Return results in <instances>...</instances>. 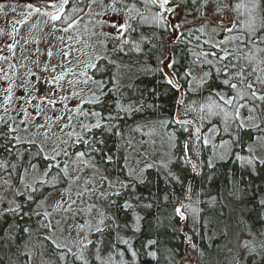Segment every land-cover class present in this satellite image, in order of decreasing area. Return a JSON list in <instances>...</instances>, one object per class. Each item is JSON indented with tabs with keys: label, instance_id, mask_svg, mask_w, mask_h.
Masks as SVG:
<instances>
[{
	"label": "snow or ice",
	"instance_id": "6c2138e0",
	"mask_svg": "<svg viewBox=\"0 0 264 264\" xmlns=\"http://www.w3.org/2000/svg\"><path fill=\"white\" fill-rule=\"evenodd\" d=\"M23 8L0 29V264H264V0ZM34 16L59 47L20 44Z\"/></svg>",
	"mask_w": 264,
	"mask_h": 264
},
{
	"label": "rangeland",
	"instance_id": "374dc122",
	"mask_svg": "<svg viewBox=\"0 0 264 264\" xmlns=\"http://www.w3.org/2000/svg\"><path fill=\"white\" fill-rule=\"evenodd\" d=\"M27 2L28 0H0V3L5 4V9H4L5 12H8V10L14 5L17 6V12L16 13L8 12L7 17H5L2 13H0V29H3L5 32H10L12 27L10 21L18 20L21 18L20 13L26 11V9L23 8V4ZM44 19L45 18L43 17L34 16L27 24L16 25V27L20 29L19 35L16 37V39L20 41L21 45H23L24 38L34 37L40 40L39 47L42 51L46 52L48 48V44L45 43L44 41L49 40L47 33L50 31V28L45 27ZM33 24H37L36 29H32ZM41 28H44L43 32L40 31ZM56 35H59V33H57ZM5 42H10L7 36L0 38V45H3ZM49 43L55 44L57 47L60 46L59 41L56 40L55 38L50 39ZM35 48L36 45L30 43L27 46V51L22 53L21 48L18 46L16 49V62L19 63L21 61L22 55H29L31 52L35 50ZM31 59H35V57H32ZM31 59L28 62L29 66H31ZM41 59H46V55L44 57H41ZM53 62H55V59ZM23 71L24 70L22 69L21 70L22 75H23ZM135 138L138 141L140 139L139 134H136Z\"/></svg>",
	"mask_w": 264,
	"mask_h": 264
},
{
	"label": "trees",
	"instance_id": "16d2710c",
	"mask_svg": "<svg viewBox=\"0 0 264 264\" xmlns=\"http://www.w3.org/2000/svg\"><path fill=\"white\" fill-rule=\"evenodd\" d=\"M144 238L142 237L141 240H138L136 243H137V246H139V244L141 243V241L143 240ZM194 242H197L199 243V238L196 237L194 238ZM165 243H169L170 246L172 247H179L181 249V255H183V249H184V245L181 243V241L179 239H176V240H173L171 242H168L167 239H165ZM162 252H163V249H162ZM195 255V254H194ZM160 264H166V262L164 261L163 259V256L161 257V260H160Z\"/></svg>",
	"mask_w": 264,
	"mask_h": 264
}]
</instances>
